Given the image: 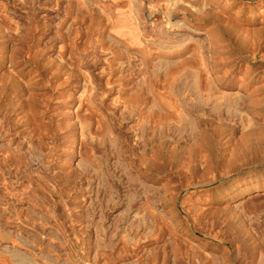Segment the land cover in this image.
Here are the masks:
<instances>
[{
  "label": "rangeland",
  "instance_id": "obj_1",
  "mask_svg": "<svg viewBox=\"0 0 264 264\" xmlns=\"http://www.w3.org/2000/svg\"><path fill=\"white\" fill-rule=\"evenodd\" d=\"M0 264H264V0H0Z\"/></svg>",
  "mask_w": 264,
  "mask_h": 264
},
{
  "label": "bare ground",
  "instance_id": "obj_2",
  "mask_svg": "<svg viewBox=\"0 0 264 264\" xmlns=\"http://www.w3.org/2000/svg\"><path fill=\"white\" fill-rule=\"evenodd\" d=\"M125 32L130 36V38H135L136 31L134 29H126Z\"/></svg>",
  "mask_w": 264,
  "mask_h": 264
}]
</instances>
